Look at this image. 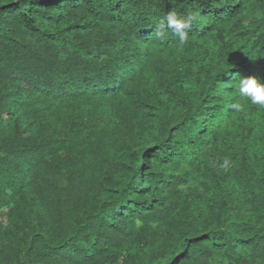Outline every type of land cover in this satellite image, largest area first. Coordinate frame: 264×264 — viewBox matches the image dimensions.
I'll return each instance as SVG.
<instances>
[{
    "label": "trees",
    "instance_id": "1",
    "mask_svg": "<svg viewBox=\"0 0 264 264\" xmlns=\"http://www.w3.org/2000/svg\"><path fill=\"white\" fill-rule=\"evenodd\" d=\"M239 76L264 82V0H0V264H264Z\"/></svg>",
    "mask_w": 264,
    "mask_h": 264
},
{
    "label": "clouds",
    "instance_id": "2",
    "mask_svg": "<svg viewBox=\"0 0 264 264\" xmlns=\"http://www.w3.org/2000/svg\"><path fill=\"white\" fill-rule=\"evenodd\" d=\"M194 17H179L174 12H169L166 17L161 19L155 26L156 36L160 39L165 38L166 30L179 37L180 46L183 47L187 41L188 32L192 29ZM233 87L239 94L241 101L233 102L231 108L237 113L246 109L248 104L264 109V82L256 76H239ZM224 171L230 167V159L224 158L219 165Z\"/></svg>",
    "mask_w": 264,
    "mask_h": 264
}]
</instances>
